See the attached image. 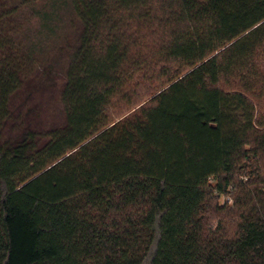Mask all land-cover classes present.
Segmentation results:
<instances>
[{"label": "trees", "instance_id": "16d2710c", "mask_svg": "<svg viewBox=\"0 0 264 264\" xmlns=\"http://www.w3.org/2000/svg\"><path fill=\"white\" fill-rule=\"evenodd\" d=\"M63 10L77 22L64 124L43 133L32 103L54 77L40 37L19 34ZM131 22L163 34L167 85L110 122ZM248 92L264 98V0H0V264H264V112Z\"/></svg>", "mask_w": 264, "mask_h": 264}, {"label": "rangeland", "instance_id": "374dc122", "mask_svg": "<svg viewBox=\"0 0 264 264\" xmlns=\"http://www.w3.org/2000/svg\"><path fill=\"white\" fill-rule=\"evenodd\" d=\"M150 25L131 22L127 28V36L134 44L129 53V61L125 65L128 80L126 79L123 89L113 97L107 107L106 116L110 122L122 120L134 114L140 106L149 105L153 96L167 85L166 78L162 76L161 71V68L165 66L164 59L159 55L161 43L164 40L163 34L156 33V29ZM76 33L77 22L67 10H63L60 23L56 27L52 25L50 29H47V26L43 27L37 18H30L23 22V28L20 30L19 35L25 44L31 45L40 37V41L36 45H32L35 48L37 66L51 69L54 77L49 87L39 92L32 103L35 106L33 120L39 124L43 133L64 124V113L59 102V93L65 76L66 55L69 47H73L75 44ZM142 61L147 62L143 69L138 65V62ZM168 65L172 67L173 71L178 68V64L174 62ZM220 85L226 91L243 90L246 92L234 78H231L230 81L223 80ZM250 94V92L247 93L257 108L264 112V98L262 97L261 101H258L259 99ZM238 179L247 181L244 175ZM213 184L215 185L216 182L213 181ZM236 195L237 193L230 187L227 193L211 198L213 209L207 215L209 225L215 227L218 225L220 219L225 217L223 212H218V208L232 207Z\"/></svg>", "mask_w": 264, "mask_h": 264}]
</instances>
